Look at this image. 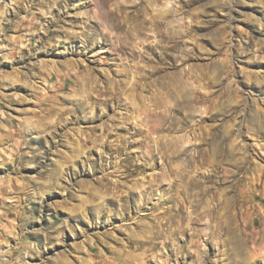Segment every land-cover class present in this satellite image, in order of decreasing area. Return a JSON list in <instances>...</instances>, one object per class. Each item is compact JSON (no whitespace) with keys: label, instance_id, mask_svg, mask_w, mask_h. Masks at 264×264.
<instances>
[{"label":"rangeland","instance_id":"1","mask_svg":"<svg viewBox=\"0 0 264 264\" xmlns=\"http://www.w3.org/2000/svg\"><path fill=\"white\" fill-rule=\"evenodd\" d=\"M0 264H264V0H0Z\"/></svg>","mask_w":264,"mask_h":264}]
</instances>
